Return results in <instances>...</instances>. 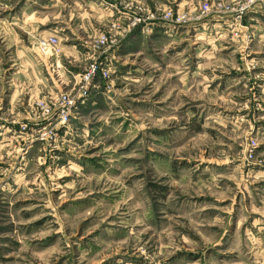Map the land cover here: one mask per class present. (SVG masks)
I'll return each mask as SVG.
<instances>
[{
	"label": "rangeland",
	"instance_id": "obj_1",
	"mask_svg": "<svg viewBox=\"0 0 264 264\" xmlns=\"http://www.w3.org/2000/svg\"><path fill=\"white\" fill-rule=\"evenodd\" d=\"M0 264H264V0H0Z\"/></svg>",
	"mask_w": 264,
	"mask_h": 264
},
{
	"label": "built area",
	"instance_id": "obj_2",
	"mask_svg": "<svg viewBox=\"0 0 264 264\" xmlns=\"http://www.w3.org/2000/svg\"><path fill=\"white\" fill-rule=\"evenodd\" d=\"M107 43V41L104 42V45ZM40 51L43 55H48L47 58L49 60L48 64L46 63L45 67H48L57 75L59 73V57L62 54V47L60 45V42L56 36H52L49 39L45 40L43 43L41 42L40 45ZM102 68L104 69V72L102 71ZM106 65V59H101L98 66H92V70L87 72L82 77L79 75L78 78L80 79L76 83L81 84V89L79 91V94L75 96L74 98H71L70 96L64 94H57L56 97L61 101V105H59V108L53 109L52 107H55L50 103L49 105H46L44 108L37 107L38 113L40 111L43 112V116L45 117L44 121H48L49 124H53L55 119L57 118L60 120L62 125H66L71 121V118L74 116L76 111L78 110V103L82 106L85 105L87 99L90 96V92L92 89L98 88L96 84V77H101L102 79L109 80L111 77V71ZM81 77V78H80ZM54 94V93H50ZM75 111V112H74ZM38 113L36 116H38ZM26 130V127L24 126L23 131ZM53 137H56L57 135L53 132L51 134ZM51 136V137H52Z\"/></svg>",
	"mask_w": 264,
	"mask_h": 264
},
{
	"label": "crops",
	"instance_id": "obj_3",
	"mask_svg": "<svg viewBox=\"0 0 264 264\" xmlns=\"http://www.w3.org/2000/svg\"><path fill=\"white\" fill-rule=\"evenodd\" d=\"M104 3V2H103ZM89 7H92L93 9H95V11L94 12H97L98 14H107L106 13V11L103 9V5H101V1H99V3H89ZM56 7H58L59 8V5L57 4V5H52V11L54 10V8H56ZM92 8H90V9H92ZM60 23H57V25H59ZM69 29V31L71 30V31H73L72 29H70V28H68ZM65 49V51L66 52H68V54H70V56L72 55V47L71 48H68V47H65L64 48ZM62 65H64V62H63V64ZM65 66V65H64ZM64 68V67H63ZM65 69V68H64ZM49 71H50V79L53 81V76H54V72L52 71V70H50V68H49Z\"/></svg>",
	"mask_w": 264,
	"mask_h": 264
}]
</instances>
